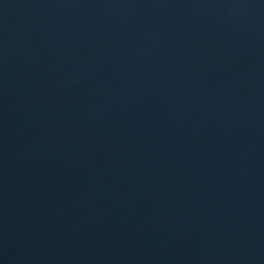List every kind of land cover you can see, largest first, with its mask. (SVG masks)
<instances>
[{"label": "water", "instance_id": "water-1", "mask_svg": "<svg viewBox=\"0 0 264 264\" xmlns=\"http://www.w3.org/2000/svg\"><path fill=\"white\" fill-rule=\"evenodd\" d=\"M0 264H264V0H0Z\"/></svg>", "mask_w": 264, "mask_h": 264}]
</instances>
